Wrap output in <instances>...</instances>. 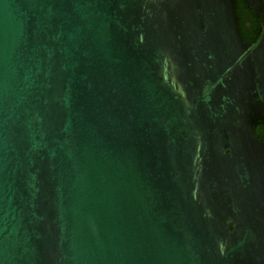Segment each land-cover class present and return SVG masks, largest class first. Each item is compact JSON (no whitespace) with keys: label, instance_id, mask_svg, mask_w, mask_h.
I'll return each mask as SVG.
<instances>
[{"label":"water","instance_id":"water-1","mask_svg":"<svg viewBox=\"0 0 264 264\" xmlns=\"http://www.w3.org/2000/svg\"><path fill=\"white\" fill-rule=\"evenodd\" d=\"M0 0V264H264V1Z\"/></svg>","mask_w":264,"mask_h":264},{"label":"flooded vegetation","instance_id":"flooded-vegetation-1","mask_svg":"<svg viewBox=\"0 0 264 264\" xmlns=\"http://www.w3.org/2000/svg\"><path fill=\"white\" fill-rule=\"evenodd\" d=\"M264 1V0H263ZM236 13L239 18L241 37L248 43H255L261 34L260 20L247 7L244 0H236ZM255 137L264 140V124H258L254 129Z\"/></svg>","mask_w":264,"mask_h":264},{"label":"trees","instance_id":"trees-1","mask_svg":"<svg viewBox=\"0 0 264 264\" xmlns=\"http://www.w3.org/2000/svg\"><path fill=\"white\" fill-rule=\"evenodd\" d=\"M239 1V3H242V0H238Z\"/></svg>","mask_w":264,"mask_h":264}]
</instances>
